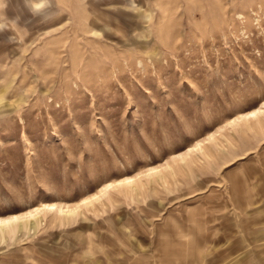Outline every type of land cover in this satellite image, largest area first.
Wrapping results in <instances>:
<instances>
[{"label":"rangeland","instance_id":"374dc122","mask_svg":"<svg viewBox=\"0 0 264 264\" xmlns=\"http://www.w3.org/2000/svg\"><path fill=\"white\" fill-rule=\"evenodd\" d=\"M0 264H264V0H0Z\"/></svg>","mask_w":264,"mask_h":264},{"label":"bare ground","instance_id":"6f19581e","mask_svg":"<svg viewBox=\"0 0 264 264\" xmlns=\"http://www.w3.org/2000/svg\"><path fill=\"white\" fill-rule=\"evenodd\" d=\"M257 112H259V111H257ZM256 115H257V113L254 112V113H251L249 116L256 117ZM198 150H200V148H199ZM201 150H202V149H201ZM123 184H127L126 181H125ZM126 186H127V185H126ZM109 189H110L109 186H106L105 189H104V192H105V191H108ZM101 195H103V194H101ZM97 198H98V197H97ZM47 208H50V207L47 206ZM39 210H40V209H38L37 211H39ZM49 210H51V209H49ZM37 211H36V212H37Z\"/></svg>","mask_w":264,"mask_h":264}]
</instances>
